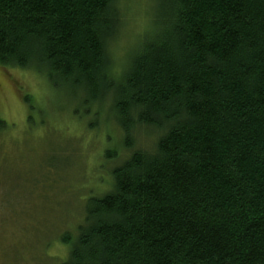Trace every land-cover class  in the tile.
Listing matches in <instances>:
<instances>
[{
    "label": "trees",
    "instance_id": "1",
    "mask_svg": "<svg viewBox=\"0 0 264 264\" xmlns=\"http://www.w3.org/2000/svg\"><path fill=\"white\" fill-rule=\"evenodd\" d=\"M154 6L116 71L120 0H0V66L45 75L86 131L123 137L98 154L110 190L78 202L62 264H264V0ZM10 127L0 118V137ZM61 149L58 171L42 167L53 182L81 164Z\"/></svg>",
    "mask_w": 264,
    "mask_h": 264
},
{
    "label": "rangeland",
    "instance_id": "2",
    "mask_svg": "<svg viewBox=\"0 0 264 264\" xmlns=\"http://www.w3.org/2000/svg\"><path fill=\"white\" fill-rule=\"evenodd\" d=\"M154 4L155 0H120L121 27L111 45L116 71L122 69L138 38L151 31ZM68 94L33 69L0 66V118L11 125L0 137V264H62L69 251L59 236L74 229L78 202L89 190L99 195L110 190L113 178L109 170L114 163L104 162L109 170L101 171L102 181L96 178L100 172L95 166L102 161L98 154L104 147L121 151L123 137L114 126L105 134L103 125L86 131L87 122L77 121L68 111L72 104ZM97 132L100 138L94 137ZM107 133L112 141L105 146ZM137 140L138 147L150 148L154 135L141 133ZM65 141L69 144L63 150ZM56 146L62 148V155L77 154L82 159L80 167L68 168L63 179L53 174L57 178L53 182L48 168L57 170L52 163L60 167L62 162L52 151ZM46 165L48 168H42ZM42 202L56 208L48 214ZM62 209L67 211L62 213Z\"/></svg>",
    "mask_w": 264,
    "mask_h": 264
}]
</instances>
